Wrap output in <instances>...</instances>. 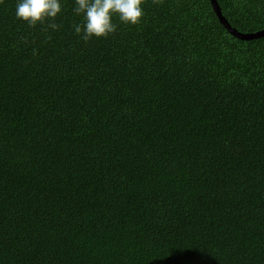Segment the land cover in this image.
Listing matches in <instances>:
<instances>
[{"label": "trees", "instance_id": "16d2710c", "mask_svg": "<svg viewBox=\"0 0 264 264\" xmlns=\"http://www.w3.org/2000/svg\"><path fill=\"white\" fill-rule=\"evenodd\" d=\"M0 0V264H264V36L144 0L87 41L74 0ZM240 33L264 0H217ZM56 23L52 29L50 23Z\"/></svg>", "mask_w": 264, "mask_h": 264}, {"label": "clouds", "instance_id": "9594fccd", "mask_svg": "<svg viewBox=\"0 0 264 264\" xmlns=\"http://www.w3.org/2000/svg\"><path fill=\"white\" fill-rule=\"evenodd\" d=\"M144 0H74L73 11L81 15L82 24L74 26V32L87 41L91 38H107L116 30L115 16L122 24L135 26L143 16ZM61 13V0H17L15 16L29 26L53 21ZM52 29L58 26L50 23Z\"/></svg>", "mask_w": 264, "mask_h": 264}, {"label": "water", "instance_id": "95a60500", "mask_svg": "<svg viewBox=\"0 0 264 264\" xmlns=\"http://www.w3.org/2000/svg\"><path fill=\"white\" fill-rule=\"evenodd\" d=\"M210 3L212 5V8H213L214 12L216 13L219 21L221 22V24L234 37H237V38L242 39V40H251V39H256V38H260V37L264 36V29L260 30L258 32H255V33H248V34L240 33L236 29L232 28V26L229 24V22L227 21V19L225 18L224 14L222 13V11L220 9L217 0H210Z\"/></svg>", "mask_w": 264, "mask_h": 264}]
</instances>
